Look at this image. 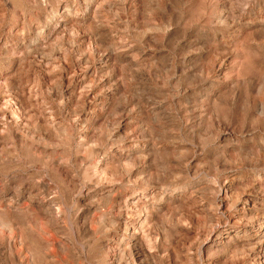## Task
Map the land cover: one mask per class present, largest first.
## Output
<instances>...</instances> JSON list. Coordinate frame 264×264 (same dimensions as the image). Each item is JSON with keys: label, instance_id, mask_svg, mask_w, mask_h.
Here are the masks:
<instances>
[{"label": "rangeland", "instance_id": "rangeland-1", "mask_svg": "<svg viewBox=\"0 0 264 264\" xmlns=\"http://www.w3.org/2000/svg\"><path fill=\"white\" fill-rule=\"evenodd\" d=\"M0 264H264V0H0Z\"/></svg>", "mask_w": 264, "mask_h": 264}]
</instances>
